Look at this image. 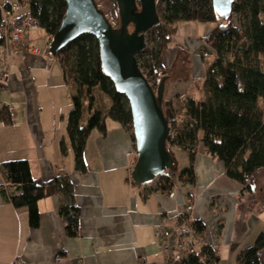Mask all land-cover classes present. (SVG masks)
Here are the masks:
<instances>
[{
	"label": "crops",
	"instance_id": "0c3cea01",
	"mask_svg": "<svg viewBox=\"0 0 264 264\" xmlns=\"http://www.w3.org/2000/svg\"><path fill=\"white\" fill-rule=\"evenodd\" d=\"M16 1L0 0V7L9 5L19 13H30L26 2L18 0L20 4L14 6ZM212 29L210 23L176 24L163 54L169 77L165 102L178 101L182 107L189 98L204 97V75L216 52L203 39ZM43 36L41 28L32 30L30 45L43 48L47 43ZM71 95L62 67L53 56L28 51L9 58L8 80L0 91V108L8 106L12 113L11 124L0 122V264H56L57 254L66 256L62 264H137L140 258L146 264H162L157 228L163 225L170 237L173 224L189 216L204 226L203 232L196 234L197 247L212 248L221 261V253H228L239 242L249 216L260 217L251 209L252 194L241 195L242 186L226 176L223 164L200 149L193 164L194 185L178 182L172 197L170 192L156 189L154 183L135 185L131 172L137 156L131 133L110 118L106 119L105 134L94 129L86 141L87 171L76 170L67 134ZM102 99L106 107L111 104L108 96L102 95ZM61 141L66 155L61 153ZM9 160H27L39 183L68 176L72 185L69 193L63 182L57 183L54 193L38 201L37 228L29 225L27 208H17L9 199L14 189L7 186L1 172L2 163ZM261 171L264 168L251 179ZM191 202L192 214L188 212ZM61 205L79 209L78 235L74 238L66 234L59 214ZM240 246L232 253L229 250V262L243 248Z\"/></svg>",
	"mask_w": 264,
	"mask_h": 264
},
{
	"label": "trees",
	"instance_id": "16d2710c",
	"mask_svg": "<svg viewBox=\"0 0 264 264\" xmlns=\"http://www.w3.org/2000/svg\"><path fill=\"white\" fill-rule=\"evenodd\" d=\"M19 1L27 3L30 14L38 20L50 42L65 14V0ZM94 2L112 28L120 29L98 6L97 0ZM156 6L160 22L150 30L153 33L150 42L137 55L144 75L154 77V88L167 75L163 67V54L178 22L213 24L212 31L203 40L216 52V57L207 64L204 97L185 101L181 112L187 116V122L174 140L167 141L169 151L170 146H177L187 152L190 163L175 178H171L167 172L160 174L156 189L171 192L178 182L194 185L193 164L200 149L223 164L226 176L242 186L241 195L251 194L249 179L264 168V0H235L233 14L228 21L216 12L212 0H156ZM116 7L121 24L117 2ZM3 44L4 39L0 37V46ZM54 59L62 67L66 85L73 84L76 88L67 116V134L74 152L75 169L87 171L84 157L86 141L94 129L106 133L107 118L120 123L131 133L137 156L129 107L102 68L97 41L88 34L81 35L64 46ZM104 94L111 99L108 107L100 101ZM164 103L173 110V100L162 103V111L169 120ZM85 110L88 116L86 124L82 126L80 121ZM0 122L12 123L8 106L0 108ZM60 148L62 155H66L64 141H61ZM1 172L7 186L14 189L9 194L10 201L17 208H27L28 223L33 228L40 223V199L54 193L62 182L65 189L72 193L68 176L39 183L32 176L27 160L5 161ZM59 214L65 223L66 234L70 238L76 237L79 209L73 205H61ZM192 228L196 234L204 230L199 220L193 221ZM263 249L264 230L251 245L237 252L235 264H263ZM219 261L212 248L202 246L195 254L175 264H217Z\"/></svg>",
	"mask_w": 264,
	"mask_h": 264
},
{
	"label": "water",
	"instance_id": "95a60500",
	"mask_svg": "<svg viewBox=\"0 0 264 264\" xmlns=\"http://www.w3.org/2000/svg\"><path fill=\"white\" fill-rule=\"evenodd\" d=\"M234 1L212 0L213 8L228 21ZM65 2V14L50 41L48 53L55 57L64 46L84 34L97 41L102 68L127 100L132 116L137 161L131 178L138 186L151 184L160 174L175 167V159L167 148L169 121L162 111L169 77L163 76L154 88L137 60L138 53L147 46V32L160 22L156 0H116L120 29L112 28L94 0Z\"/></svg>",
	"mask_w": 264,
	"mask_h": 264
},
{
	"label": "built area",
	"instance_id": "2783aa9c",
	"mask_svg": "<svg viewBox=\"0 0 264 264\" xmlns=\"http://www.w3.org/2000/svg\"><path fill=\"white\" fill-rule=\"evenodd\" d=\"M1 19H0V37L4 39V44L1 46L4 51L0 52V91L5 86L8 80V60L12 56L24 55L28 51H33L37 54L50 55L48 53L50 42L47 41L43 48L37 46H31L29 43V32L40 28L38 20L30 13H19L13 7H0ZM148 45V40H146ZM147 78V77H146ZM149 83L153 85L154 77L149 76L147 78ZM187 116L182 113H174L169 121V139L174 140L184 124L187 122ZM171 178H175L172 171L167 172ZM155 188L159 186L158 177L153 182ZM152 184V183H151ZM150 185V184H148ZM144 196H148L145 193ZM169 196H174L171 191ZM193 203H189L188 212L192 214ZM193 218L189 216L187 220L182 222H176L173 224L172 234L167 237L165 228L160 225L156 232L155 237L160 242L163 254L162 264H175L186 260L190 255L197 252V242L194 239L193 234ZM193 232V234H192ZM66 260V256L57 254L55 257L56 264H62ZM84 264V263H79ZM137 264H146L143 258H140Z\"/></svg>",
	"mask_w": 264,
	"mask_h": 264
},
{
	"label": "rangeland",
	"instance_id": "374dc122",
	"mask_svg": "<svg viewBox=\"0 0 264 264\" xmlns=\"http://www.w3.org/2000/svg\"><path fill=\"white\" fill-rule=\"evenodd\" d=\"M14 4V6L19 5L18 4V0ZM98 6L102 9V11H104V13L106 14V16L112 21L114 22V24L116 25L117 28H120L121 24L118 18V10L116 7V1L115 0H97ZM16 9V7H13ZM133 30V27L130 26L129 27V31L131 32ZM31 32V31H30ZM29 32V33H30ZM153 33L152 32H147L146 36H145V41L148 40V43L150 42V37ZM45 37V36H43ZM46 38V37H45ZM48 41V39H47ZM205 69V68H204ZM205 72V70H204ZM206 76V74L204 75ZM69 90L71 91L72 95L70 96V100L72 99V97L75 95L76 92V88L69 85ZM106 95V94H104ZM107 96V95H106ZM105 99H102V97H100V101L101 104H105L104 103ZM126 100V99H125ZM165 102V100H164ZM126 104L128 106V102L126 100ZM129 107V106H128ZM164 110H165V114L167 116H169V118H171V116L174 113H178L181 112V106H180V102L176 101V103H173V110L168 109V105L167 103H164ZM172 115H171V114ZM88 116L87 111L85 110L82 116V119L80 121V125H85L86 122L84 121L86 119V117ZM170 153L173 155L174 159H175V168H174V173L176 175L179 174V172L186 166L189 165V156L188 153L179 149L177 146H170ZM249 183L251 185L252 188V199H251V209L258 214L260 217H256V216H249L251 221H249L248 219V223L246 220V223L244 225L242 234L240 236L239 242L234 245L233 247H231L229 250L232 253V250L235 249L237 247V245H241L240 247H247L249 245H251L253 243V241L255 240V238L257 237V235L262 232L264 230V205L262 206L261 203L262 201H264V171H261L259 173V175H257L256 178H250ZM248 217V218H249ZM193 234V232H192ZM195 241L197 242V236L195 234H193ZM241 248V249H243ZM241 249L237 250V252H239ZM228 250L227 252H223L221 253L222 256V260L219 262L220 264H231L234 263L235 260V256L237 255L234 254V256H232L231 258V262H229V255H230V251ZM216 253V252H215ZM217 254V253H216ZM220 254V253H219ZM262 260H263V264H264V251L262 252Z\"/></svg>",
	"mask_w": 264,
	"mask_h": 264
}]
</instances>
